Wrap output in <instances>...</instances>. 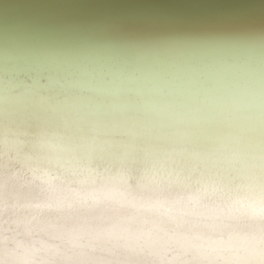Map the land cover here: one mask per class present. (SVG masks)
I'll use <instances>...</instances> for the list:
<instances>
[{
	"label": "bare ground",
	"instance_id": "obj_1",
	"mask_svg": "<svg viewBox=\"0 0 264 264\" xmlns=\"http://www.w3.org/2000/svg\"><path fill=\"white\" fill-rule=\"evenodd\" d=\"M23 100L0 102V264H264V123L99 134Z\"/></svg>",
	"mask_w": 264,
	"mask_h": 264
},
{
	"label": "water",
	"instance_id": "obj_2",
	"mask_svg": "<svg viewBox=\"0 0 264 264\" xmlns=\"http://www.w3.org/2000/svg\"><path fill=\"white\" fill-rule=\"evenodd\" d=\"M24 97L33 116L62 108L99 134L244 116L259 130L264 0H0V102Z\"/></svg>",
	"mask_w": 264,
	"mask_h": 264
}]
</instances>
